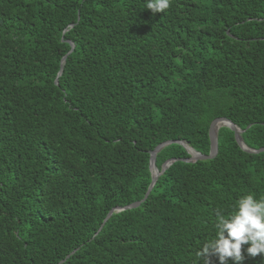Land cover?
Returning a JSON list of instances; mask_svg holds the SVG:
<instances>
[{"label": "trees", "instance_id": "1", "mask_svg": "<svg viewBox=\"0 0 264 264\" xmlns=\"http://www.w3.org/2000/svg\"><path fill=\"white\" fill-rule=\"evenodd\" d=\"M148 2L0 0V264H203L217 212L264 198V151L226 126L180 160L216 117L264 147V0Z\"/></svg>", "mask_w": 264, "mask_h": 264}, {"label": "clouds", "instance_id": "2", "mask_svg": "<svg viewBox=\"0 0 264 264\" xmlns=\"http://www.w3.org/2000/svg\"><path fill=\"white\" fill-rule=\"evenodd\" d=\"M170 6L171 0H149L146 9L157 14L167 11ZM215 230V238L196 253L197 260L203 264H211L213 256L219 264H227L228 260L242 264L245 246L249 257L264 256V198L257 201L251 195L244 196L228 216L218 211Z\"/></svg>", "mask_w": 264, "mask_h": 264}, {"label": "water", "instance_id": "3", "mask_svg": "<svg viewBox=\"0 0 264 264\" xmlns=\"http://www.w3.org/2000/svg\"><path fill=\"white\" fill-rule=\"evenodd\" d=\"M71 44V50L73 48V44L72 42H70ZM70 50V51H71ZM69 51V52H70ZM65 56L62 57L61 59V64L64 62L65 60ZM61 72V68L59 70V73L60 74ZM55 83H57V78L55 80ZM222 126H226L228 127L232 132H233V135H234V139L236 141V143L238 144V146L240 148H242L243 150L247 151V152H250V153H258V152H261V151H264V147H261L259 149H253V148H249L247 147L244 143H243V140H242V137H241V133L243 132L242 129H240L239 127H237L234 123H232L229 119H227L226 117H216L214 118L209 126H208V142H209V153L208 154H201L195 150H193L192 148H190L187 143H184V147L187 149L188 153H189V156L187 158H184V159H180V160H183V161H188V162H193L195 160H198V159H210L212 157L215 156L216 152H217V132H218V128L219 127H222ZM172 142H175V141H166V142H163V143H160L158 144L151 152H150V157H149V170H150V174H151V181H150V184L146 190V193L144 194V196L138 200V201H135L131 204H128V205H125L123 207H115V208H112L109 210V212L107 213L106 217L104 218L102 224L100 225L98 231L101 230L102 226L105 224V222L108 220V218L112 215V213L114 211H121V210H125V209H130V208H135V207H138L140 205L141 202H143L148 194L150 193V190L152 189L156 179L158 178V176L172 163L174 162L175 160H178L177 158H170V159H167L165 160L164 162L161 163V166L160 168H158L155 164V155L156 153L162 148L164 147L165 145H168ZM98 231L96 233H98ZM95 233V234H96ZM75 250L71 251L68 255H66V257L64 259H61L57 264H61L66 258H68L71 254L74 253Z\"/></svg>", "mask_w": 264, "mask_h": 264}]
</instances>
